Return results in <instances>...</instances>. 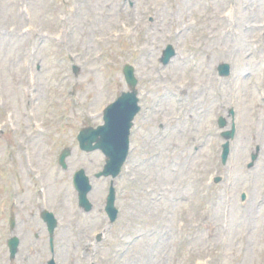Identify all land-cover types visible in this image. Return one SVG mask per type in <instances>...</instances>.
<instances>
[{
    "label": "rangeland",
    "instance_id": "rangeland-1",
    "mask_svg": "<svg viewBox=\"0 0 264 264\" xmlns=\"http://www.w3.org/2000/svg\"><path fill=\"white\" fill-rule=\"evenodd\" d=\"M169 44L183 58L164 65ZM126 63L137 69L142 109L116 181L122 214L89 245L107 226L108 180L81 216L73 172L94 173L104 157L83 153L77 135L128 91ZM232 124L223 166L221 134ZM65 147L66 172L57 162ZM213 175L225 179L212 185ZM43 208L59 220L58 264H264V0H0V264H47Z\"/></svg>",
    "mask_w": 264,
    "mask_h": 264
},
{
    "label": "water",
    "instance_id": "water-1",
    "mask_svg": "<svg viewBox=\"0 0 264 264\" xmlns=\"http://www.w3.org/2000/svg\"><path fill=\"white\" fill-rule=\"evenodd\" d=\"M172 51L169 49L166 52L165 62L168 61V58L171 56ZM219 71L221 75L229 74V66L221 65L219 67ZM126 80L128 85L130 86L132 92L124 93L122 96L112 105H110L104 112V120L105 125L100 127L97 130L92 128L84 129L80 136V145L84 150H92L98 148L102 150L108 157V164L106 167L105 175L112 174L116 175L127 157L128 154V137H129V129L131 127V122L134 116L139 111L137 106V98L135 93V85L136 80L133 76V70L131 67L127 66L124 70ZM225 123L222 120L221 126H224ZM233 136V132L227 133L226 137L229 138ZM95 143V145H94ZM228 153V145H225V153L226 157ZM68 154V152H64L61 157V163L63 162L64 157ZM76 182L78 185L79 182V191L81 196L82 205H85L87 210L89 206L84 203L85 194L88 190V184L85 179L82 178L81 174H78L76 177ZM113 198H111L109 207L112 209ZM50 231L55 226L54 221L51 217H45ZM11 251L14 254L17 247V242L15 240L10 241Z\"/></svg>",
    "mask_w": 264,
    "mask_h": 264
}]
</instances>
